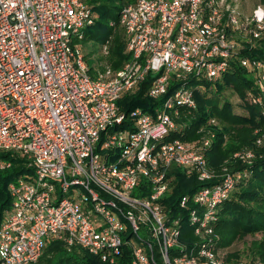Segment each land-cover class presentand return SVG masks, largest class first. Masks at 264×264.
Listing matches in <instances>:
<instances>
[{
    "label": "built area",
    "instance_id": "1",
    "mask_svg": "<svg viewBox=\"0 0 264 264\" xmlns=\"http://www.w3.org/2000/svg\"><path fill=\"white\" fill-rule=\"evenodd\" d=\"M237 2L127 0L120 26L130 57L93 75L79 43L94 21L90 0H0V169L20 157L32 175L8 185L0 264L35 262L52 239L110 263L128 247L130 264H252L230 258L214 230L222 203L250 176L264 132L233 153L245 167L217 171L207 153L219 119L200 126L196 140L182 137L178 121L198 110L196 91L235 62L254 79L246 99L264 114V60L243 53L264 36V4L241 14ZM102 49L107 55L108 43ZM149 74L146 94L162 103L123 110L120 100ZM173 165L219 178L179 202L201 237L193 246L180 241L182 214L161 201L174 188Z\"/></svg>",
    "mask_w": 264,
    "mask_h": 264
},
{
    "label": "trees",
    "instance_id": "2",
    "mask_svg": "<svg viewBox=\"0 0 264 264\" xmlns=\"http://www.w3.org/2000/svg\"><path fill=\"white\" fill-rule=\"evenodd\" d=\"M121 1L124 4L127 0ZM261 1L264 3V0ZM90 2L94 6V21L86 25L85 28L89 30L91 37H95V30L104 29L110 21L111 8L107 0H90ZM256 41L257 43L252 48L246 46L243 53L264 60V36ZM105 43H108L109 47V52L105 55L107 63L114 69H119L130 57V54L126 52L124 32L120 26V14L119 18L113 21L110 33L104 36L103 45ZM92 68L91 66V72ZM250 75L246 69L235 62L232 69L222 77L221 83H217L216 88L213 89H208L207 86V91L218 93L231 84L237 94L244 99L248 89L255 90L254 79ZM151 79L152 74H149L139 90L126 94L120 100L119 104L123 110L130 111L139 106L145 110L153 111L156 106L162 103L163 98L154 99L146 94ZM195 96L198 110L193 114L183 111L178 119L185 127L182 137L187 140L198 139L200 126L206 123L210 117L216 116L220 121V126L217 127L216 138L207 153L210 166L217 171H220L223 166H228L232 170L245 167L241 161L233 160V153L244 146L253 145L258 135L264 132V114L261 108L258 105L250 104L245 99L249 112L238 113L228 99H224L220 105L219 103H210L208 99L211 95L204 91H196ZM1 156L5 157V155ZM10 159L12 160L11 166L0 169V220L4 209L11 203L8 192L9 183L15 180L18 175L30 170L26 167L24 159L11 156ZM248 167L251 170L250 176L240 181L229 198L222 203L214 233L218 237L219 243L229 248L238 239L245 238L249 234L256 235L247 249L246 254L249 259L246 260L252 264H264V145L258 148L257 157ZM170 174L174 175L175 185L172 192L164 195L161 201L171 215L182 214L180 241L193 246L192 244L201 241V237L196 235L190 226L188 209L180 207L179 202L183 196L194 193L204 185L218 182L219 178L200 180L196 174L189 175L178 165H173L170 168ZM192 203L190 201V206ZM230 258L243 259L239 253L233 252H231ZM131 259L132 255L128 247H125L117 256L115 263H110L80 246L69 248L63 241L52 239L39 259L30 264H130Z\"/></svg>",
    "mask_w": 264,
    "mask_h": 264
},
{
    "label": "rangeland",
    "instance_id": "3",
    "mask_svg": "<svg viewBox=\"0 0 264 264\" xmlns=\"http://www.w3.org/2000/svg\"><path fill=\"white\" fill-rule=\"evenodd\" d=\"M107 3L109 4L111 8V17L110 21L108 22L107 26L102 30H95V37H91L89 30L84 28L85 31V38L82 40H79V43L82 45L83 51L86 55L87 60H89L92 69V74L96 75L97 70L100 68L105 67L106 65V58L105 54L103 52V38L105 35L110 33L112 30V25L110 24L112 21H115L119 18V14L121 12V8L123 6V2L121 0H107ZM238 9L240 10L241 14H248L253 11L255 7H257L259 4H264L261 0H238ZM257 43V41L254 42V44ZM249 76V75H248ZM251 76V75H250ZM252 77V76H251ZM222 78H218L212 83H205L206 86H208V89L216 88L217 83H221ZM209 84V85H208ZM204 93H208L211 95L209 97L210 103H219L220 105L223 103L224 99H228L232 102V104L235 107V110L238 113H246L249 112L248 108H246L247 101L245 100L246 97L243 99L240 97L237 92L234 90L233 86L231 84L226 87L225 90H220V92H212L204 90ZM246 102H245V101ZM22 175H29L28 173L24 172ZM32 177V175H29ZM143 236L148 237V235L141 230L140 232ZM256 237V235L249 234L245 238L236 240L232 246L229 248L231 252L233 253H239L240 257L243 259H249L247 256V249L251 243V241Z\"/></svg>",
    "mask_w": 264,
    "mask_h": 264
}]
</instances>
